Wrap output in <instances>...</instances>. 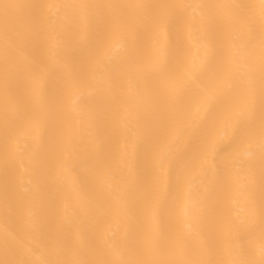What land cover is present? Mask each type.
I'll return each mask as SVG.
<instances>
[{
    "label": "bare ground",
    "instance_id": "6f19581e",
    "mask_svg": "<svg viewBox=\"0 0 264 264\" xmlns=\"http://www.w3.org/2000/svg\"><path fill=\"white\" fill-rule=\"evenodd\" d=\"M0 264H264V0H0Z\"/></svg>",
    "mask_w": 264,
    "mask_h": 264
}]
</instances>
